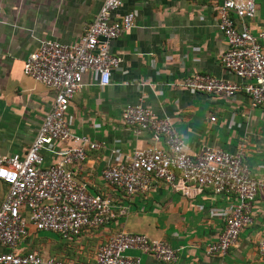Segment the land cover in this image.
Here are the masks:
<instances>
[{
    "label": "crops",
    "instance_id": "0c3cea01",
    "mask_svg": "<svg viewBox=\"0 0 264 264\" xmlns=\"http://www.w3.org/2000/svg\"><path fill=\"white\" fill-rule=\"evenodd\" d=\"M121 1L112 16L132 11L134 24L109 41L117 67L105 85L85 72L82 87L66 109L72 131L99 144L86 151L85 159L75 167V178L86 183L89 193L108 198L114 216L68 240L51 232L40 236L30 229L20 248L74 264H93L96 248L122 230L178 249L171 263L143 255L140 264H264V255L256 251V242L264 238V194L258 192L252 200L251 222L241 229L236 243L224 255H207L204 249L221 232L223 217L234 201L232 195L192 187L182 193L154 182L144 192L124 196L101 178V170L115 159L154 144L147 132H137L120 121L122 107L134 103L158 117H169L190 153L202 145L239 151L249 174L264 177V108L252 107L242 92L227 99L179 85L185 75L197 72L239 81L219 62L226 48L216 26L219 0ZM253 1L254 16L244 22L255 33L264 31V0ZM101 2L0 0V154L25 151L52 99L49 88L23 74V60L40 39L63 44L74 41ZM4 192L5 184L0 181V201ZM120 207L124 211L119 213Z\"/></svg>",
    "mask_w": 264,
    "mask_h": 264
},
{
    "label": "built area",
    "instance_id": "2783aa9c",
    "mask_svg": "<svg viewBox=\"0 0 264 264\" xmlns=\"http://www.w3.org/2000/svg\"><path fill=\"white\" fill-rule=\"evenodd\" d=\"M121 3L102 0L74 41L63 44L40 39L23 60V74L49 88L52 99L25 151L0 154V181L5 184L0 201V264H74L23 250L19 245L30 229L68 240L114 216L108 198L89 193L86 183L75 178V167L85 159L86 151L97 149L99 144L72 131L66 109L82 87L85 72L105 85L111 70L117 67L118 58L110 53L109 41L134 24L132 11L112 16ZM254 13L253 0H219L215 9L216 26L226 43L219 62L239 81L197 72L185 75L179 85L191 92L227 99L242 92L252 107L264 108V31L252 33L244 22ZM120 121L137 132H147L154 144L115 159L101 170V178L124 196L144 192L154 182L182 193L192 187L232 195L234 201L223 217L221 232L204 249L207 255H224L236 243L241 229L251 222V202L258 192L264 194V177L249 174L239 151L230 153L202 145L190 153L169 117H158L140 103L124 105ZM122 211L120 207L119 213ZM177 251L165 241L117 230L96 248L93 264H140L143 255L171 263ZM256 251L264 255V238L256 242Z\"/></svg>",
    "mask_w": 264,
    "mask_h": 264
},
{
    "label": "rangeland",
    "instance_id": "374dc122",
    "mask_svg": "<svg viewBox=\"0 0 264 264\" xmlns=\"http://www.w3.org/2000/svg\"><path fill=\"white\" fill-rule=\"evenodd\" d=\"M38 233H39V235L41 236V235L49 234L50 232L39 231ZM49 235H50V234H49Z\"/></svg>",
    "mask_w": 264,
    "mask_h": 264
}]
</instances>
